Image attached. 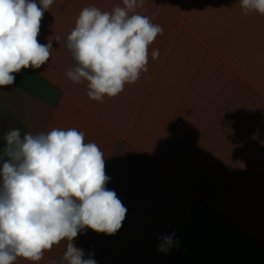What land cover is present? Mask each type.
I'll return each mask as SVG.
<instances>
[{"label": "crops", "instance_id": "crops-1", "mask_svg": "<svg viewBox=\"0 0 264 264\" xmlns=\"http://www.w3.org/2000/svg\"><path fill=\"white\" fill-rule=\"evenodd\" d=\"M91 5L123 6L54 0L38 36L52 42L49 62L0 86V109L27 132L74 127L104 154L126 218L74 245L97 264H264V15H245L240 0H145L137 11L163 28L148 70L99 102L65 75L75 65L66 37ZM173 231L179 246L159 252ZM67 243L15 264H60Z\"/></svg>", "mask_w": 264, "mask_h": 264}, {"label": "clouds", "instance_id": "clouds-1", "mask_svg": "<svg viewBox=\"0 0 264 264\" xmlns=\"http://www.w3.org/2000/svg\"><path fill=\"white\" fill-rule=\"evenodd\" d=\"M54 0H0V86L13 85L15 73L39 69L50 60L52 42L38 41L44 12ZM145 0H122L111 11L84 7L65 47L75 61L65 75L87 82V96L102 102L119 95L148 70L149 46L163 33L161 25L137 11ZM243 13L264 15V0H240ZM61 37H55L60 41ZM159 57V50L151 53ZM0 148V264L17 258L39 262L44 253L66 240L60 264H97L73 241L82 230L115 234L127 208L106 188L104 154L85 142L76 128L53 127L21 135L9 130ZM158 251L179 246L175 232L162 234ZM50 264H56L55 260Z\"/></svg>", "mask_w": 264, "mask_h": 264}, {"label": "rangeland", "instance_id": "rangeland-1", "mask_svg": "<svg viewBox=\"0 0 264 264\" xmlns=\"http://www.w3.org/2000/svg\"><path fill=\"white\" fill-rule=\"evenodd\" d=\"M14 128H19L21 131V135L26 133V129L23 128L21 125H18L16 121L10 116L7 112L0 109V148L3 147L5 141L4 136L5 134Z\"/></svg>", "mask_w": 264, "mask_h": 264}]
</instances>
